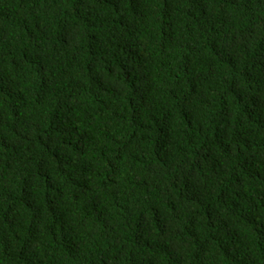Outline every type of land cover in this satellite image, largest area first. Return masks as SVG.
<instances>
[{
	"label": "trees",
	"instance_id": "trees-1",
	"mask_svg": "<svg viewBox=\"0 0 264 264\" xmlns=\"http://www.w3.org/2000/svg\"><path fill=\"white\" fill-rule=\"evenodd\" d=\"M0 264H264V0H0Z\"/></svg>",
	"mask_w": 264,
	"mask_h": 264
}]
</instances>
